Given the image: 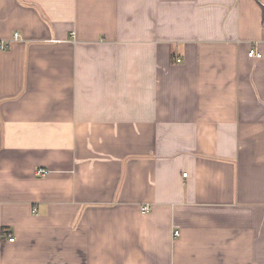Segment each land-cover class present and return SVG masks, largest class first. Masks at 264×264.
I'll return each mask as SVG.
<instances>
[{
  "label": "crops",
  "instance_id": "0c3cea01",
  "mask_svg": "<svg viewBox=\"0 0 264 264\" xmlns=\"http://www.w3.org/2000/svg\"><path fill=\"white\" fill-rule=\"evenodd\" d=\"M1 43L0 264H264V0H0Z\"/></svg>",
  "mask_w": 264,
  "mask_h": 264
},
{
  "label": "built area",
  "instance_id": "2783aa9c",
  "mask_svg": "<svg viewBox=\"0 0 264 264\" xmlns=\"http://www.w3.org/2000/svg\"><path fill=\"white\" fill-rule=\"evenodd\" d=\"M0 48L5 50L7 48V45L5 43H1ZM260 54L256 51V49H251L249 52V56L254 57V56H259ZM177 62H181V59L177 58L176 59ZM48 172L47 169H39L38 171H36V175H45ZM184 176H186V173L184 174ZM150 211V206L149 205H145L142 207V212L144 214L148 213ZM176 235H179V232H176ZM14 238L11 237L10 241H13Z\"/></svg>",
  "mask_w": 264,
  "mask_h": 264
}]
</instances>
